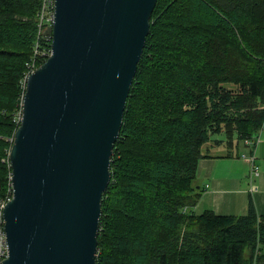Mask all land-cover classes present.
<instances>
[{
    "label": "trees",
    "instance_id": "obj_1",
    "mask_svg": "<svg viewBox=\"0 0 264 264\" xmlns=\"http://www.w3.org/2000/svg\"><path fill=\"white\" fill-rule=\"evenodd\" d=\"M41 2L0 0L2 202L19 82L34 47L50 45L38 34ZM263 124L264 0H157L110 160L96 264H264V215L252 201L241 216L182 213L199 200L207 144L229 152Z\"/></svg>",
    "mask_w": 264,
    "mask_h": 264
},
{
    "label": "water",
    "instance_id": "obj_2",
    "mask_svg": "<svg viewBox=\"0 0 264 264\" xmlns=\"http://www.w3.org/2000/svg\"><path fill=\"white\" fill-rule=\"evenodd\" d=\"M157 0H53L8 152L1 264H96L102 195Z\"/></svg>",
    "mask_w": 264,
    "mask_h": 264
},
{
    "label": "crops",
    "instance_id": "obj_3",
    "mask_svg": "<svg viewBox=\"0 0 264 264\" xmlns=\"http://www.w3.org/2000/svg\"><path fill=\"white\" fill-rule=\"evenodd\" d=\"M259 138L254 150L257 176L250 173V164L241 157L246 152L243 146L217 157L207 152L215 151L213 147L225 151V144H207L203 152L207 157L199 161L195 178L196 184L200 181L197 214L211 211L219 216H241L252 201L257 214L264 215V131Z\"/></svg>",
    "mask_w": 264,
    "mask_h": 264
},
{
    "label": "built area",
    "instance_id": "obj_4",
    "mask_svg": "<svg viewBox=\"0 0 264 264\" xmlns=\"http://www.w3.org/2000/svg\"><path fill=\"white\" fill-rule=\"evenodd\" d=\"M53 21V0H42L41 2V7L40 10L37 14V28H38V34L45 32V30L49 27H51ZM49 41H50V36H49ZM38 54L45 55L48 57L50 54V45L47 51L45 50L43 53H39L38 46L34 47V54L31 60L26 64V70L23 74V84L25 88V80L29 76L31 72H33L36 68V61ZM23 96V95H22ZM22 101V100H21ZM20 116H21V104H20V111L17 114L16 122L19 124L20 121ZM264 131V124L262 125L261 129L258 131V134L254 136L252 139H247L244 140L242 145L244 148L247 149L246 153H242L241 157L245 159L251 167V174L254 176L258 175V168L255 166L254 161H255V156H254V150L257 144L259 143V136L260 133ZM12 143V140H11ZM5 204V203H4ZM2 204L0 206V219H1V210L2 207L4 206ZM197 212V205L191 206V207H184L182 209L183 214H195ZM2 222V221H1ZM7 257V246L5 243V236L2 230V227L0 228V264L1 262Z\"/></svg>",
    "mask_w": 264,
    "mask_h": 264
},
{
    "label": "rangeland",
    "instance_id": "obj_5",
    "mask_svg": "<svg viewBox=\"0 0 264 264\" xmlns=\"http://www.w3.org/2000/svg\"><path fill=\"white\" fill-rule=\"evenodd\" d=\"M45 58L44 57H42L40 60H44ZM46 60V59H45ZM19 88L21 89V90H24V84H23V78H21V80H20V82H19ZM214 140H224V136L222 135V134H220V135H215V136H213L212 137V141H214ZM237 146H242L241 145V143H239ZM236 147V146H235ZM213 149L215 150V151H208L207 153H208V155H212V156H217V157H219V156H221L223 153H225V152H227V149L225 150V151H223V150H217L216 151V149H218V147H213ZM220 149H223V148H220ZM205 150V149H204ZM236 150V149H235ZM231 151V150H230ZM2 162L3 163H5L6 162V160L5 159H3L2 160ZM200 183V181H197V184H199ZM4 203H6V200L5 201H0V206L2 205V204H4ZM195 214H197V213H195ZM97 256V255H96Z\"/></svg>",
    "mask_w": 264,
    "mask_h": 264
},
{
    "label": "bare ground",
    "instance_id": "obj_6",
    "mask_svg": "<svg viewBox=\"0 0 264 264\" xmlns=\"http://www.w3.org/2000/svg\"><path fill=\"white\" fill-rule=\"evenodd\" d=\"M259 261V260H258Z\"/></svg>",
    "mask_w": 264,
    "mask_h": 264
}]
</instances>
